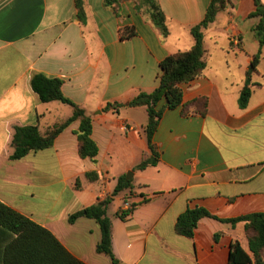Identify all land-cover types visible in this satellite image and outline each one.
I'll return each mask as SVG.
<instances>
[{
    "label": "crops",
    "instance_id": "obj_1",
    "mask_svg": "<svg viewBox=\"0 0 264 264\" xmlns=\"http://www.w3.org/2000/svg\"><path fill=\"white\" fill-rule=\"evenodd\" d=\"M83 1L85 24L76 0H0V100L12 112L27 105V126L44 135L71 118L74 108L42 102L31 79L35 73L60 78L64 95L92 117L99 147L96 161L80 156L78 121L53 147L19 160L11 159V142L0 152V201L49 230L84 263L115 264L97 252L102 232L95 220L69 219L110 198L119 179L133 173L127 179L132 187L108 208L116 264H228L232 242L249 251L244 223L203 218L193 238L177 234L175 225L187 209L204 208L221 219L264 212V47L249 102L240 105L260 50L254 30L260 18H250L255 0H229L204 30L207 68L182 85L183 105L165 112L153 138L158 163L145 170L138 167L152 155L147 107L105 108L127 105L159 86L160 63L192 49L191 29L204 20L211 0H157L168 37L137 0H111L108 6L107 0ZM202 98L205 115L193 104ZM16 127L25 126L15 115L0 120V133L11 132L12 141ZM92 172L98 180L87 178ZM133 205L121 219L119 213Z\"/></svg>",
    "mask_w": 264,
    "mask_h": 264
},
{
    "label": "trees",
    "instance_id": "obj_2",
    "mask_svg": "<svg viewBox=\"0 0 264 264\" xmlns=\"http://www.w3.org/2000/svg\"><path fill=\"white\" fill-rule=\"evenodd\" d=\"M150 16L153 24L161 31L164 37L170 34L167 17L157 0H137ZM229 0H211L204 20L191 29L195 39V45L189 51L177 52L169 55L160 63L161 74L159 86L151 93L141 92L130 103H110L105 111L110 109L118 112L120 108L147 107L149 120L145 132L148 138L152 155L145 158L139 165V170H145L150 166H156L159 154L153 143L154 135L160 121L167 110L177 109L183 105L182 85L188 84L203 75L207 68L204 48V30L213 24L220 12L224 11ZM256 11L250 18H260L255 26V33L260 41V50L251 62L247 73V82L241 93L240 105L246 107L252 94L251 75L257 69L261 61L262 48L264 47V4L261 0H255ZM111 0L106 1L110 5ZM80 21L86 23L84 1L76 0ZM122 35V39H126ZM33 90L44 103L59 101L74 108V114L68 120L57 123L46 134H42L38 126L16 127L12 145L14 153L12 160H19L31 152H39L53 147L56 138L70 125L78 121L79 129L75 132L79 140V153L82 158H90L96 161L99 147L93 139V119L78 104L67 98L62 90L63 81L60 78H52L44 73H35L31 79ZM194 105L203 115L207 110V99H197ZM96 172L87 173L91 181L99 179ZM79 182L77 183V185ZM132 187V180L126 176L119 179L118 185L110 198L98 200V202L71 215L70 223H75L79 218L86 217L95 220L101 228L102 239L97 246V252L109 256L113 263H117L112 245V222L108 216V208L114 196ZM133 205L129 210H122L119 217L123 220L134 210ZM203 218H212L224 223H244L245 233L249 242V251H246L241 243L236 240L231 243L228 264H264V212H255L233 219H221L212 215L204 208L187 209L176 222L177 234L193 238L198 224ZM221 234L215 235L219 241ZM0 264H86L73 256L58 239L46 228L37 224L30 218L17 212L13 208L0 201Z\"/></svg>",
    "mask_w": 264,
    "mask_h": 264
},
{
    "label": "clouds",
    "instance_id": "obj_3",
    "mask_svg": "<svg viewBox=\"0 0 264 264\" xmlns=\"http://www.w3.org/2000/svg\"><path fill=\"white\" fill-rule=\"evenodd\" d=\"M13 91V89H9V92ZM15 91H21L19 87L15 89ZM33 97L36 96V94L33 92L31 94ZM27 99V98H26ZM17 112L23 113V115H17ZM28 113H30V108L25 105L23 109H18L16 112L8 111L4 101L0 100V120L2 119H7L8 116L15 115L18 120L21 122V126H27V118H28ZM12 142V134L11 132H8L7 134L0 133V152L5 151L8 146Z\"/></svg>",
    "mask_w": 264,
    "mask_h": 264
},
{
    "label": "water",
    "instance_id": "obj_4",
    "mask_svg": "<svg viewBox=\"0 0 264 264\" xmlns=\"http://www.w3.org/2000/svg\"><path fill=\"white\" fill-rule=\"evenodd\" d=\"M133 173L127 174V179H130Z\"/></svg>",
    "mask_w": 264,
    "mask_h": 264
}]
</instances>
